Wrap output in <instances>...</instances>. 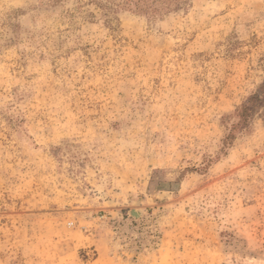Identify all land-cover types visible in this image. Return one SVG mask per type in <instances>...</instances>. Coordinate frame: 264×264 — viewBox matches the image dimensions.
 Segmentation results:
<instances>
[{"label": "rangeland", "instance_id": "1", "mask_svg": "<svg viewBox=\"0 0 264 264\" xmlns=\"http://www.w3.org/2000/svg\"><path fill=\"white\" fill-rule=\"evenodd\" d=\"M85 1L0 0V264H264V0Z\"/></svg>", "mask_w": 264, "mask_h": 264}, {"label": "trees", "instance_id": "2", "mask_svg": "<svg viewBox=\"0 0 264 264\" xmlns=\"http://www.w3.org/2000/svg\"><path fill=\"white\" fill-rule=\"evenodd\" d=\"M175 1L176 0H122L120 4L113 2H111V4H114V6L121 5L122 7H126V5L133 3L136 7H139L141 11H147L151 9L152 12H156V11H161L162 9L168 11L169 9L172 8V5L176 6L178 4V2ZM174 2L175 4H172ZM85 3L94 4L99 8H105L106 5H109L105 2L102 3L100 0H86ZM153 3H159V7L158 8L153 7L152 6Z\"/></svg>", "mask_w": 264, "mask_h": 264}]
</instances>
